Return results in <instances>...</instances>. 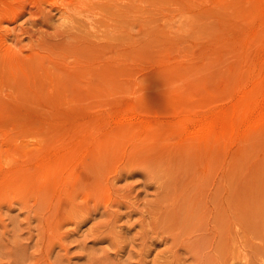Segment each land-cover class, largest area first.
<instances>
[{
  "label": "rangeland",
  "instance_id": "1",
  "mask_svg": "<svg viewBox=\"0 0 264 264\" xmlns=\"http://www.w3.org/2000/svg\"><path fill=\"white\" fill-rule=\"evenodd\" d=\"M0 264H264V0H0Z\"/></svg>",
  "mask_w": 264,
  "mask_h": 264
},
{
  "label": "bare ground",
  "instance_id": "2",
  "mask_svg": "<svg viewBox=\"0 0 264 264\" xmlns=\"http://www.w3.org/2000/svg\"><path fill=\"white\" fill-rule=\"evenodd\" d=\"M186 4V3H185ZM61 7V6H60ZM211 9V8H210ZM246 73V72H245ZM242 102V101H241ZM243 103V102H242ZM243 106V105H242ZM217 114V113H216ZM217 116H219V115H217ZM217 116H215V114H213V117H210L209 119H208V121H207V124L209 125V126H213V125H216L217 123H218V120H219V117H217ZM206 120V119H205ZM235 121V120H234ZM206 124V125H207ZM205 125V124H204ZM259 126V125H258ZM229 127V126H228ZM234 127V126H233ZM230 129H231V127H230ZM124 143V142H123ZM162 144V143H161ZM169 144V143H168ZM164 145V144H163ZM170 146V145H169ZM168 146V147H169ZM113 150V149H112ZM106 164V163H105Z\"/></svg>",
  "mask_w": 264,
  "mask_h": 264
}]
</instances>
